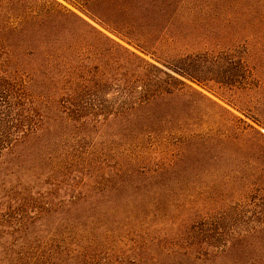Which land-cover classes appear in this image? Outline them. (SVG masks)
<instances>
[{
	"label": "rangeland",
	"instance_id": "374dc122",
	"mask_svg": "<svg viewBox=\"0 0 264 264\" xmlns=\"http://www.w3.org/2000/svg\"><path fill=\"white\" fill-rule=\"evenodd\" d=\"M57 1L193 90L138 119L141 147L112 116L86 128L51 119L7 152L0 217L12 225L0 226V264H264V208L252 193L264 184V0H92L88 10ZM119 57L107 72L112 111ZM235 124L248 129L238 148L208 142ZM137 150L164 172L131 171ZM175 160L187 166L170 169ZM62 166L71 175L55 192L46 181L63 179ZM23 211L26 231L14 225Z\"/></svg>",
	"mask_w": 264,
	"mask_h": 264
},
{
	"label": "trees",
	"instance_id": "16d2710c",
	"mask_svg": "<svg viewBox=\"0 0 264 264\" xmlns=\"http://www.w3.org/2000/svg\"><path fill=\"white\" fill-rule=\"evenodd\" d=\"M65 1L88 10L92 0ZM98 41L103 42L104 48H98ZM93 48H98L95 59L89 57ZM113 51L119 52L121 61L120 80L116 84L120 100L117 111L109 109L105 100L113 86L107 76ZM186 88L193 90L171 73L97 30L60 1L0 0V162L7 152H13L46 129L51 119L86 128L112 116H124L129 126L123 137L130 139L132 136L135 146L141 147L146 135L141 134L140 129L146 124L142 126L138 119L156 102L183 93ZM101 94L105 95L101 104H95L94 97ZM248 128L257 131L251 125ZM247 130L235 124L232 133L222 132L215 139L207 140L216 141L219 147L229 143L238 148L241 136L248 139ZM145 153L137 150L131 154V171L149 178L158 177L164 170L149 168ZM186 166L184 161L175 160L170 169ZM62 167L63 179L51 180L49 176L46 181L52 191L67 185L65 179L71 173L68 167ZM73 181L72 187L90 185L76 178ZM252 185L256 206L264 208V184ZM25 215L23 211L14 223L22 231H26ZM1 220L3 217H0V226L11 227L12 224L5 225L6 221L2 223Z\"/></svg>",
	"mask_w": 264,
	"mask_h": 264
}]
</instances>
